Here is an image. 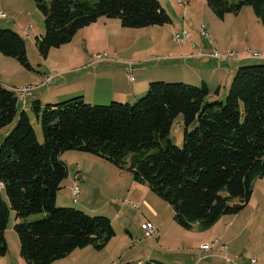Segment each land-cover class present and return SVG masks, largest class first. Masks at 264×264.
<instances>
[{"label": "trees", "instance_id": "1", "mask_svg": "<svg viewBox=\"0 0 264 264\" xmlns=\"http://www.w3.org/2000/svg\"><path fill=\"white\" fill-rule=\"evenodd\" d=\"M33 1L44 19L45 34L36 39L44 58L101 18L119 20L126 29L172 24L160 0ZM205 2L222 21L250 6L264 25V0ZM0 53L32 70L26 41L17 32L0 30ZM209 96L206 83L159 81L151 82L135 104H90L77 96L43 108L35 101L33 111L43 130L40 142L28 113H19L16 90L0 84V132L19 117L0 147V187L9 201L0 193V256L9 251L11 211L18 221L14 229L20 255L28 264H52L89 246L102 250L115 236L110 219L57 207V194L69 177L60 155L71 150L121 169L131 159L135 182L147 184L169 203L184 230L195 225L209 230L223 217L241 213L254 194V181L264 177V64L239 67L225 101L210 102ZM180 115L185 124L181 148L170 139ZM39 214L46 217L25 222Z\"/></svg>", "mask_w": 264, "mask_h": 264}, {"label": "rangeland", "instance_id": "2", "mask_svg": "<svg viewBox=\"0 0 264 264\" xmlns=\"http://www.w3.org/2000/svg\"><path fill=\"white\" fill-rule=\"evenodd\" d=\"M82 1L95 3L98 0ZM160 1L169 13L172 24L156 28L123 29L119 20L109 19L106 20L109 21L108 24H105L103 18L81 30L71 43L51 50L48 57L44 58L36 46V39L45 34L44 19L35 2L0 0V12L6 14L5 19L0 18V30H12L25 39L28 60L32 66V70H28L16 59L0 53V84L11 90L27 86L35 89L25 105L23 101H19V113L23 110L28 113L40 142H43L42 124L33 111V103L40 101L44 108L48 104H59L75 98L77 95H73L71 89L51 94L49 91L54 85L66 81L71 82V87L78 81L81 90L86 87L85 82L87 85L93 82L94 69L100 63L116 65L118 69L123 67L125 74L132 72L134 83L145 82L148 78L150 83L163 81L193 86L206 83L210 88V102L226 100L239 67L264 64V59H248L252 58L249 52L264 54V25L257 20L250 6L243 7L237 15L229 14L228 19L222 21L205 0H182L188 2L185 8L177 0ZM151 29H154L155 34ZM184 32L189 33V40L183 44L177 43L175 34ZM216 52L220 55L238 53V58L241 59H220L214 56ZM97 55L102 57L98 58ZM242 59L248 60L241 61ZM87 64L91 66L85 67ZM171 66L178 71H171ZM78 67L80 70L68 72V69ZM115 73L118 74L117 71ZM54 74L64 76H54L51 83L47 82L48 77H53ZM112 76L116 81L120 79V76ZM146 92L138 99L145 96ZM85 102L89 103L88 100ZM135 102L137 101L131 104ZM18 120L19 117L1 130L0 147ZM194 127L195 125L190 130ZM184 131V117L180 115L175 120L170 135L177 147H183ZM60 159L67 164L69 177L57 194V207L74 208L90 216L106 217L111 220L115 231V236L104 249L97 250L90 246L87 248L90 251L88 255H102L106 261L113 259L119 264H138L139 261L145 264L151 259L168 264H194L200 257L219 254L220 259L214 258L218 261L216 264H239L232 262L233 257L229 252V259L225 257V253L220 252V247L229 243L222 236L225 231L224 222L206 230L208 233L219 231L212 240L214 242L221 239L214 249L206 251L202 248L203 245L199 248L198 240L204 230L198 226H195L193 232L181 228L174 220L172 206L152 192L147 184L135 182L133 173L129 170L131 159L122 169L99 157L75 150L62 153ZM75 175H78L77 181ZM75 183L81 190L78 196H73L71 191ZM253 186L254 194L245 209L238 215L225 216L228 219L237 217V222L240 223L233 227L232 234L238 242H242L244 255L248 257L247 263L251 258L259 259L260 254L262 256V252L264 253V177L257 178ZM0 193L9 203L7 194L1 187ZM155 212L158 216H155ZM45 217L46 214H39L27 218L25 222L34 223ZM153 219L156 223H162V226L155 225L158 232L149 237L142 225L151 223L149 221ZM15 220V212L11 211L6 239L10 251L8 259L17 264L15 256H21L20 240L14 229ZM248 247L250 251L247 250ZM0 259H4V264L9 263L5 257Z\"/></svg>", "mask_w": 264, "mask_h": 264}, {"label": "crops", "instance_id": "3", "mask_svg": "<svg viewBox=\"0 0 264 264\" xmlns=\"http://www.w3.org/2000/svg\"><path fill=\"white\" fill-rule=\"evenodd\" d=\"M228 17H229V15H227L223 21H226L228 19ZM101 19H103V18H101ZM106 20H109V19L104 18V23L108 24L109 21H106ZM257 20H259L258 17H257ZM114 26L118 27V25L116 23H114ZM120 26L122 27V25H120ZM150 28H156V27H150ZM123 29H126V28H123ZM151 30H152L151 32H153V34H155L154 29H151ZM115 31L117 32L116 29H115ZM120 33H121V30H120ZM78 58H79V55H78ZM247 60L248 59H244L241 61H247ZM90 66H91V64L85 65V67H87V68ZM92 66H94V65H92ZM116 67H118V66L100 63L94 69L95 79H93V82L89 85H87L85 82L84 86H86V87L82 88L81 90H80V87L78 85V81L75 83V86L73 85L72 87H71V82L66 81L64 83L54 85L49 92H50V94L54 93V92L62 91V90L64 92H68L67 90L71 89V91H73V93H74L73 95L84 97V99L88 100L90 104H109L111 101H119V102H123V103H126V102L133 103L141 95H143L144 92L147 91L148 85H149L151 80H148L149 79L148 78L145 82L143 81L142 83H134V82L132 83L128 80L127 72H126V74L124 72L125 69L123 67H119V69ZM78 70H80L79 67L74 68V69H68V72H70V71L75 72ZM170 70L175 71V72L178 71V69L176 70L175 67H173V66L170 67ZM115 71H117L118 74L115 73ZM111 75L120 76V79H118L116 81L115 78H113V76L111 77ZM54 76H57V78H61L64 75L54 74L53 77L50 76V77H52L51 82L53 81ZM50 77H48V78H50ZM75 176H74V178H75ZM155 213H156L155 216H158V213L157 212H155ZM228 218L229 217H223L216 224V226H214L213 228L219 226L221 224V222L225 223V231L223 232L222 236L225 239H228L229 243L226 244L227 246L232 244L231 246H228V251H227L233 257L232 262L239 263V264H247L248 257L244 255V253H245L244 246H243L242 242L241 241L238 242L239 240H237L236 236H234V234H232V232L234 231L233 227H237L240 223L237 222V217H231V219H228ZM154 220L155 219H153V221H149V222L154 223V225H156V226H162V223H160V222L156 223L155 222L156 220L155 221ZM15 221H16V223L18 222L17 218ZM195 226H197V225H195ZM195 226L191 230L192 232L195 231ZM205 231L203 233H200V237L198 240L200 243L199 248H201V246L204 245L205 243H209V241H212L216 237L214 235H218L217 233L219 232V231H215V233H208V231H206V232ZM89 247H86L84 249H77L72 254L67 256L66 258L59 260V261H56L52 264H119V262H117V260H113V259L110 262L106 261V259H104L105 257H102V255H88L89 254L88 252H90V251L87 248H89ZM247 250L250 251L249 247L247 248ZM79 251H82V252L84 251V253H78ZM9 253H10V251L8 252V254L6 256H4L5 259L7 258L8 262H9L7 264H14L12 259H8ZM217 255L218 256H209L206 258L200 257L199 259L196 260V262L194 264H216L218 261H215L214 258L220 259L219 257H221L219 254H217ZM246 257H247V259H246ZM0 258H2V257H0ZM227 258L229 259L228 253H227ZM3 260L4 259H0V264L3 263ZM15 260H16L17 264H28L22 258V256L19 257L18 255H16ZM258 261H259V264H264V253L263 252H262V256L260 254ZM138 264H143V262L139 261ZM219 264H221V263H219Z\"/></svg>", "mask_w": 264, "mask_h": 264}, {"label": "built area", "instance_id": "4", "mask_svg": "<svg viewBox=\"0 0 264 264\" xmlns=\"http://www.w3.org/2000/svg\"><path fill=\"white\" fill-rule=\"evenodd\" d=\"M177 2L180 4V5H182V6H185L186 5V2L185 1H182V0H177ZM0 18H2V19H5L6 18V14L5 13H1L0 12ZM205 33V35H206V32H204ZM189 37H190V35H189V33H187V32H184V33H182V34H180V33H177V34H175V36H174V38H175V41L177 42V43H180V44H183L184 43V41H187V40H189ZM249 54V56H251L252 58H248V59H264V54H262V53H259V52H249L248 53ZM214 56H216V57H218V58H220V59H233V58H238L239 57V55H238V53H230V54H228V55H220L218 52H216L215 54H214ZM97 57L98 58H101L102 56L101 55H97ZM238 59H241V58H238ZM127 77L129 78V80L130 81H134L135 79H134V77H133V74H132V72H128V74H127ZM51 78H48L47 79V82H51ZM34 88H32L31 86H27V87H20V88H18V89H16V92L18 93V97H19V99L21 100V101H23V103H24V105H25V103H26V100L29 98V97H31V96H33V93H34ZM78 180V176L76 175L75 176V181H77ZM71 191H72V195L73 196H78L79 194H80V192H81V190H80V186L77 184V183H75L73 186H72V189H71ZM142 229L146 232V235L147 236H155L156 234H157V232H158V230H157V228L155 227V225H153L152 223H146V224H143L142 225ZM220 241V239H218L217 241H214V242H212V243H210V244H207V245H203L202 246V248L204 249V250H212V249H214V247H215V245L218 243ZM220 251L222 252V253H225V257L227 258V251H228V246L225 244V245H222L221 247H220ZM247 264H259V261L256 259V258H251V260L247 263Z\"/></svg>", "mask_w": 264, "mask_h": 264}]
</instances>
